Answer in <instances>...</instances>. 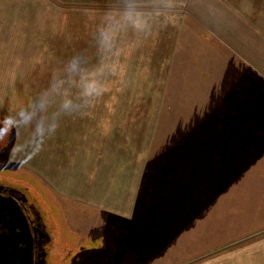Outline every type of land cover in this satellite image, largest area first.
<instances>
[{"label":"rangeland","instance_id":"obj_1","mask_svg":"<svg viewBox=\"0 0 264 264\" xmlns=\"http://www.w3.org/2000/svg\"><path fill=\"white\" fill-rule=\"evenodd\" d=\"M18 10L35 16L23 77L0 85V179L45 192L47 264H264V0ZM52 137L77 157L67 192L92 175L108 209L43 179ZM128 181L123 218L108 201Z\"/></svg>","mask_w":264,"mask_h":264},{"label":"crops","instance_id":"obj_2","mask_svg":"<svg viewBox=\"0 0 264 264\" xmlns=\"http://www.w3.org/2000/svg\"><path fill=\"white\" fill-rule=\"evenodd\" d=\"M23 3H27V0H0V85L15 84L16 82L18 83L19 80L16 79V77H23L24 72L22 69L24 67H28L27 63H25L26 60L25 62L23 61L28 55H24L23 53L29 51L27 50L29 24L28 19L31 18L30 16L35 15H30L28 12L19 10L15 11L17 10V7H21ZM38 16L39 13L36 15L37 21ZM13 76L15 77L14 79H12ZM58 133H61V131ZM54 137H52V145L54 149L52 161L50 162L48 156H45L43 158L44 160L42 162V168L41 166L38 168L39 172L42 171L41 173L44 177L42 178L44 180L48 179L47 181H52L54 187H63L65 189L64 196H68V198H71V200H75V198L79 197L78 195H81L85 197L84 202L86 203V206H95L96 209L99 207L108 209L102 205L105 204L109 198L106 200H101L102 198L100 195H103L104 191L100 189L99 184L97 185V183L92 181L97 179L92 175L90 176L89 184H86L84 188L79 191V193L77 191L72 192L71 190L67 192L69 188L74 187V183L72 182L76 176L75 160L77 157L72 153L71 147L68 150H60V145L58 142H56V140H54ZM135 150L138 151V149ZM136 151H134L135 156L137 154ZM48 164H53V170H51ZM85 180L87 183L88 179ZM129 184L130 181H128V184L122 185L121 189H114V191L111 193V195L114 194L113 198L108 201V205L112 204L110 207H114L115 211L123 216V218L128 217L131 212H137L133 198L135 191L129 186ZM107 194L110 193L108 192ZM142 206L143 205H141V207ZM115 207H117V209ZM142 210L140 209V212L138 213H141ZM147 210L150 212L151 207ZM133 218L138 219V214L135 213ZM144 218H148V215Z\"/></svg>","mask_w":264,"mask_h":264},{"label":"water","instance_id":"obj_3","mask_svg":"<svg viewBox=\"0 0 264 264\" xmlns=\"http://www.w3.org/2000/svg\"><path fill=\"white\" fill-rule=\"evenodd\" d=\"M34 248V235L22 206L14 196L0 192V264H35Z\"/></svg>","mask_w":264,"mask_h":264},{"label":"flooded vegetation","instance_id":"obj_4","mask_svg":"<svg viewBox=\"0 0 264 264\" xmlns=\"http://www.w3.org/2000/svg\"><path fill=\"white\" fill-rule=\"evenodd\" d=\"M32 181V183H34V180ZM35 187L40 188V195H35L33 198V196L29 192H34L28 190V188L21 184L19 180L9 181L8 179H0V192L6 196H14L22 206V209L24 210L29 220L35 241V264H40L41 261H43V263L46 262L47 264L46 254H48V244L49 242H51L52 236L48 229L46 218L48 217V219L50 220L51 216L50 214H48L46 217L44 209L45 207H48V209H50L51 204L46 202V199L42 194L45 192H41V187L37 185V183Z\"/></svg>","mask_w":264,"mask_h":264}]
</instances>
